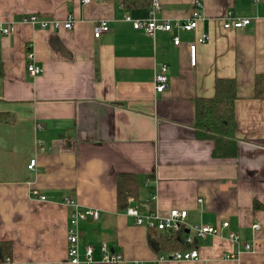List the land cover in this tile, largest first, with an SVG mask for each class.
Segmentation results:
<instances>
[{
  "label": "crops",
  "instance_id": "obj_1",
  "mask_svg": "<svg viewBox=\"0 0 264 264\" xmlns=\"http://www.w3.org/2000/svg\"><path fill=\"white\" fill-rule=\"evenodd\" d=\"M84 1L0 0V25L14 27L0 36V244L10 245L12 263L69 264L64 201L70 199L99 213L98 221L79 225L80 260L90 246L93 264H105L104 244L123 257L120 264H264V100L254 97V80L264 75V5L198 0L203 19L194 31L150 37L125 17L150 18L155 1L156 18L174 25L191 17L195 0H152L129 10L114 0ZM228 12L250 25L223 29ZM27 15L58 22L71 15L74 26L44 31L23 24ZM100 22L108 31L95 39ZM203 36L191 66L188 45ZM28 64L41 73L29 76ZM162 66L168 82L158 94L154 76ZM216 79L237 84L236 156L228 160L213 159L212 143L197 140L193 129L194 100L211 98ZM124 175L137 181V198L127 202L142 216L187 212L184 242L193 237L198 260L158 261L169 253L155 254L149 229L118 208ZM33 190L45 200L32 198ZM222 222L240 244L258 240L261 252H243L226 231L205 239L189 233Z\"/></svg>",
  "mask_w": 264,
  "mask_h": 264
},
{
  "label": "built area",
  "instance_id": "obj_2",
  "mask_svg": "<svg viewBox=\"0 0 264 264\" xmlns=\"http://www.w3.org/2000/svg\"><path fill=\"white\" fill-rule=\"evenodd\" d=\"M254 3H261L264 5V0H251ZM89 2L85 0L84 3ZM194 10L191 17L186 22H175L174 25L170 21L159 20L156 18V14L160 9L157 2L153 1L150 9V18L144 20H132L129 17H125V21L129 22L136 32H143L146 35L152 37L156 32L171 33L173 28L185 33L194 31L197 27L199 20L203 19L202 6L198 0L193 2ZM264 24V15L262 17ZM23 24L31 25L40 30H64L70 31L74 26V18L69 15L63 22L55 20L42 19L37 15H27L22 20ZM251 19L235 18L231 12H228L223 17V29L225 30H239L250 25ZM13 26L0 25V36H6L13 33ZM108 31V25L105 22L95 24L93 28V37L95 39L100 38L101 35ZM207 41L206 37H201L196 43H190L188 45L189 61L190 65L194 66L196 63V50L199 44H203ZM173 45L178 47L180 41L178 37L173 38ZM30 59L32 56L29 57ZM27 73L31 77H36L41 73V69L34 64H28L26 68ZM167 69L162 66L154 76L155 92L160 94L167 88ZM38 147L40 144L38 143ZM36 166V160L33 159L29 162L28 169L33 170ZM30 196L32 198L44 201L45 197L40 196L38 191H31ZM201 203V200H198ZM64 205L68 207L69 218L68 226L66 229V245H67V261L69 264H93V250L90 246L83 248V259L80 260V247H79V225L82 222L91 220L93 222L98 221L99 213L93 209H81L73 200L65 199ZM126 215L134 219L136 226H144L146 228H155L158 232L164 235L171 236L179 233L185 227V220L187 218V212L184 210H170L166 216L161 217L157 213H148L144 216L139 214L136 208H128ZM229 223L222 222L219 226L201 225L193 227L189 230L193 236L198 239H205L207 237H213L220 235L223 231L228 234L229 240L238 246H242L241 250L248 254H256L261 252L262 246L258 240L253 239L250 243L240 244L239 237L236 233L229 230ZM259 225L252 226L253 232L258 231ZM193 237L187 236L185 243H192ZM102 262L105 264H120L123 262V257L115 252H112L106 245H101ZM240 251L234 253H228L224 256L225 260H234L240 255ZM199 259V253L197 250L190 251H176L171 252L165 256L158 258V261H196ZM2 264H13L10 258H6ZM138 264V263H135Z\"/></svg>",
  "mask_w": 264,
  "mask_h": 264
},
{
  "label": "trees",
  "instance_id": "obj_3",
  "mask_svg": "<svg viewBox=\"0 0 264 264\" xmlns=\"http://www.w3.org/2000/svg\"><path fill=\"white\" fill-rule=\"evenodd\" d=\"M120 2L125 9L149 7L152 0H114ZM254 97L264 100V75L254 80ZM238 99L237 84L233 79H216L214 95L208 99H195L194 133L197 140L212 143L211 157L216 160H228L236 156L235 133L237 129L234 105ZM138 184L134 176H121L117 182V205L119 209H127L128 198H137ZM147 243L158 256L165 252L190 251L195 242L185 243L186 231L160 238L152 235L155 228H148ZM10 245L0 244V264L10 256Z\"/></svg>",
  "mask_w": 264,
  "mask_h": 264
}]
</instances>
